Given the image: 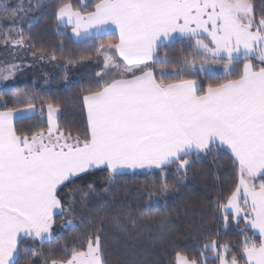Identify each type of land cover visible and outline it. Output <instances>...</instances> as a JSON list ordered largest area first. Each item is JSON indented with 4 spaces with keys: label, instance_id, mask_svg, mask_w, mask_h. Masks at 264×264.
I'll return each instance as SVG.
<instances>
[{
    "label": "snow or ice",
    "instance_id": "1",
    "mask_svg": "<svg viewBox=\"0 0 264 264\" xmlns=\"http://www.w3.org/2000/svg\"><path fill=\"white\" fill-rule=\"evenodd\" d=\"M23 11L0 0V19L15 21ZM55 18L58 25L71 28L77 42H98L94 56L75 59L71 50L63 52L61 43L62 55L53 52L49 58L64 59L65 67L94 58L103 67L79 90L82 127L62 125L64 109L52 98L37 109L40 97L34 91L15 94L19 107L0 105V264H21V257L22 264H34L37 257L44 258L43 264H109L103 240L109 223L105 206L92 218L77 216L76 204L83 207L96 188L93 183L75 185L74 180L95 169L106 170L109 183L125 169L159 171V180L143 188L148 192L146 211L137 206L112 217L113 230L127 235L142 222L163 224L167 213H153L152 198L176 190L202 155L225 150L231 154L234 187L217 193L213 205L224 213L226 224L231 219L239 226L242 238L235 247L241 251L211 238L199 256L177 251L174 262L264 264V0H97L91 10L58 0ZM37 20L31 17L29 25ZM111 32H118L115 43L102 39ZM13 33L17 38L12 43L23 45L21 28L13 26L2 35L7 39ZM176 33L187 51L182 47L175 61L167 53L158 55ZM241 58L240 73L227 78ZM197 63L200 73L221 65L226 78L201 89L197 80L182 76L191 75ZM156 64L161 67L150 66ZM16 67L7 65L0 79L7 80ZM167 76L174 79L165 82ZM34 116L41 125L35 130L15 127L16 120ZM173 165L176 178L169 182ZM67 185L72 187L62 198L60 189ZM58 214H63V227L77 232L70 248L60 247L57 259L52 258L55 250L43 245L53 237ZM134 256L125 247L114 264H128Z\"/></svg>",
    "mask_w": 264,
    "mask_h": 264
},
{
    "label": "trees",
    "instance_id": "2",
    "mask_svg": "<svg viewBox=\"0 0 264 264\" xmlns=\"http://www.w3.org/2000/svg\"><path fill=\"white\" fill-rule=\"evenodd\" d=\"M70 2L74 8L82 7L91 10L92 5L97 0H84L83 5L81 0H70ZM57 3L58 0H53L39 11L32 13L31 17L38 18L32 26L29 25V19H25L21 29L24 32L28 54L37 56L43 52L45 56L49 57L51 53L55 52L57 57H60L62 55L60 45L63 43V52L66 53L71 50L72 57L75 59L90 55L94 56L95 48L93 45L98 41L75 42L70 36L69 28L57 24L55 18ZM102 39L105 42L112 41L115 43L117 36L114 33H109ZM182 47H185L187 51L185 43L178 38L162 45L158 49V55L163 57L167 53L168 57L175 61L181 55L179 50ZM58 60L66 62L64 59ZM254 63L259 65L258 61L254 60ZM242 65L243 58L234 64L231 75L227 78H235L242 70ZM150 66L157 69L161 67L159 64ZM168 70L171 71V65H168ZM156 74L157 76L160 75L159 72ZM182 76L185 79L197 80L201 89L206 88L209 83H216L226 78L225 73H200L198 70H195L191 75L182 73ZM94 78L95 74L93 73L81 81L70 83L68 86H64L60 78H53L50 87L46 88L21 84L9 89H2L0 90V97H3V100H0V105L6 102L9 108L19 107L15 102V94L34 91L40 97L36 101L37 109L40 108L42 101L52 98L64 109L60 121L62 125L68 123L81 125L82 117L85 114L82 111L83 101L79 90L82 87H87ZM179 78L175 77V79ZM173 79V77L167 76L165 82H171ZM40 126V121L36 116L15 121V127L21 132L29 129L35 130ZM168 172V180L173 182L176 178L175 166L170 167ZM106 175V170L95 169L74 180L73 183L81 187L93 183L96 188V193L91 195L83 207L79 202L76 204L75 214L77 216L84 215L92 218L101 204L105 206L109 223L104 227L103 240L106 251L110 253L108 256L109 264H114L117 252H122L125 247L135 251L134 257H128V264H175L174 256L177 251L189 258L199 256L198 250L203 246L205 240L211 238H218L219 243L231 244L235 253L241 251V249L235 247L236 243L242 238L239 226L231 219L226 224L223 220L224 213L217 211L213 205L217 193H226L234 187V169L231 154L226 150L221 153L213 151L206 156L202 155L199 161L192 164L183 182L177 184L176 190L170 191L162 197L155 196L152 198L151 211L156 214L167 213L163 224L159 222H142L135 231L127 235L115 232L111 219L117 213H127L136 209L137 206L141 211H146L145 201L148 199V192L144 191L143 188L151 180H159V171L152 170L117 175L112 183L105 179ZM256 183L258 184L259 180ZM70 187L72 185L60 189L62 198ZM105 187H109L110 191L104 192ZM221 202L225 203L226 200ZM134 214L136 213L134 212ZM62 215L55 216V225L52 230L53 237L43 245L45 250L49 247L54 249L57 255L52 258L57 259L59 258L60 247L67 245L70 248L73 243L72 238L77 232L72 227L62 226ZM64 219L67 220L68 217H64ZM240 224L242 225L243 221ZM248 234L251 235V232ZM24 243L31 245L32 241L26 240ZM208 254L211 255L210 252ZM227 255L231 258L232 252ZM123 259V256H121L122 261ZM22 260L23 257H21V264ZM43 260V257L34 258V264H43ZM207 264H216V260H209ZM240 264H245V262L241 260Z\"/></svg>",
    "mask_w": 264,
    "mask_h": 264
},
{
    "label": "rangeland",
    "instance_id": "3",
    "mask_svg": "<svg viewBox=\"0 0 264 264\" xmlns=\"http://www.w3.org/2000/svg\"><path fill=\"white\" fill-rule=\"evenodd\" d=\"M52 1L6 0L11 7L21 6L24 11L19 14V17L15 21L0 19V75L7 74L4 71L7 65L14 64L17 66L8 75L7 80L0 79V90L9 89L21 84L46 88L50 87L53 78H60L62 84L68 86L70 83L81 81L93 73L96 74L101 69L103 65L102 60H87L65 67L66 62L61 60L53 61L48 56H45L44 59H40V55L30 56L25 41L23 45H15L12 43V40L17 38L15 33L7 39L2 35L4 30L12 28L13 26L21 28L25 19H30L32 13L39 11ZM37 5H42V7H37ZM199 68L200 65L197 63L195 69L199 71ZM211 68L212 71L210 73H225L221 65H212ZM216 264H218V261H216Z\"/></svg>",
    "mask_w": 264,
    "mask_h": 264
},
{
    "label": "crops",
    "instance_id": "4",
    "mask_svg": "<svg viewBox=\"0 0 264 264\" xmlns=\"http://www.w3.org/2000/svg\"><path fill=\"white\" fill-rule=\"evenodd\" d=\"M59 26H61V27H64L63 25H59ZM113 27V29H114V25L112 26ZM69 28V32H70V36H71V38L73 39V41H75V42H77V38L72 34V32H71V28L70 27H68ZM111 33H114V34H116V36H117V40H118V32H111ZM177 38L176 39H178L179 38V34L178 33H176V34H174ZM175 40V39H174ZM171 41H173V40H166V41H164V44H167V43H169V42H171ZM163 44V45H164ZM103 67V65L101 66V68ZM101 69H99V71H100ZM227 152H229L230 153V151H228V150H226ZM133 172H149V170H147V169H135V170H133V169H125L124 170V173L123 174H125V173H133Z\"/></svg>",
    "mask_w": 264,
    "mask_h": 264
}]
</instances>
